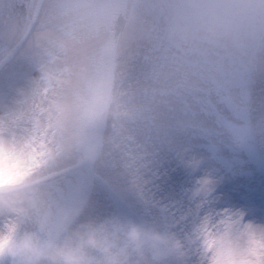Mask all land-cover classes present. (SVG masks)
Listing matches in <instances>:
<instances>
[{
    "label": "rangeland",
    "instance_id": "374dc122",
    "mask_svg": "<svg viewBox=\"0 0 264 264\" xmlns=\"http://www.w3.org/2000/svg\"><path fill=\"white\" fill-rule=\"evenodd\" d=\"M124 1L42 0L30 16L32 0H0V139L26 137L42 182H67L88 214L181 233L186 264H210L196 231L205 217L229 220L213 264H264V0H131L114 45ZM97 83L135 104L80 129L106 141L98 166L65 152L77 109L97 111ZM194 147L209 156L198 175Z\"/></svg>",
    "mask_w": 264,
    "mask_h": 264
},
{
    "label": "clouds",
    "instance_id": "9594fccd",
    "mask_svg": "<svg viewBox=\"0 0 264 264\" xmlns=\"http://www.w3.org/2000/svg\"><path fill=\"white\" fill-rule=\"evenodd\" d=\"M88 102L97 111L77 109L65 152L98 166L104 163L106 141L93 143L80 129L119 119L135 104L124 90L103 83L88 90ZM248 127L255 138L256 126L249 121ZM258 131L264 136V126ZM33 165L19 145L0 139V264H186L188 250L181 233L120 211L88 214L73 198L71 185L62 179L42 182L43 170ZM228 226V219L217 218L210 227L207 217L196 226L210 264L214 245L225 238ZM259 231L264 235V225ZM239 246L243 249L244 242Z\"/></svg>",
    "mask_w": 264,
    "mask_h": 264
},
{
    "label": "bare ground",
    "instance_id": "6f19581e",
    "mask_svg": "<svg viewBox=\"0 0 264 264\" xmlns=\"http://www.w3.org/2000/svg\"><path fill=\"white\" fill-rule=\"evenodd\" d=\"M41 1L42 0H32L30 16L33 15L35 12H38V10H40ZM130 2H131V0H125L123 5H122L121 11H120V14L118 17L116 29H115V36H114L115 41L117 40L118 36L120 35L121 29L125 23L126 14H127ZM34 25H35V22H31L28 27H26L24 30H22L14 39L11 47L15 48L20 42H22L30 34V32L33 30ZM2 139H7L13 145H19L22 148V150L27 153V149H28L27 141L28 140L23 135H21V134H19V135H8L6 137V134H4V137ZM184 144H186V143L184 142ZM206 146H209V145H203L202 147L205 148ZM175 151L177 152L179 150H175ZM191 152H192V154L190 155V158L193 160L192 161L193 162L192 171L195 172L197 175L201 174L202 172H206L209 168V160H208L209 156L206 155V153L204 151L199 150L195 147L192 149ZM180 153H181L182 157L185 154L184 150H182ZM184 156H186V155H184ZM173 160L177 161V158L173 159Z\"/></svg>",
    "mask_w": 264,
    "mask_h": 264
}]
</instances>
